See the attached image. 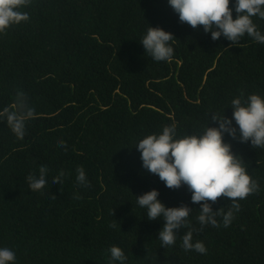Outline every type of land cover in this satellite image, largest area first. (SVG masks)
<instances>
[{
	"label": "trees",
	"instance_id": "16d2710c",
	"mask_svg": "<svg viewBox=\"0 0 264 264\" xmlns=\"http://www.w3.org/2000/svg\"><path fill=\"white\" fill-rule=\"evenodd\" d=\"M21 10L28 20L0 33V111L18 91L35 110L22 139L0 118V246L14 250L15 264H110L112 245L127 264H264V148L224 137L258 184L225 228L220 216V227H201L187 186L165 187L134 147L170 124L178 137L202 131L210 111L231 118L241 93L264 96V44L247 35L213 41L167 0H31ZM253 21L264 33V20ZM147 25L172 34L171 60L145 53ZM41 164L49 183L32 191L25 177ZM78 167L87 187L76 182ZM61 171L63 183L51 184ZM152 189L166 207L193 209V241L205 254L181 247L186 229L161 248L163 222L148 221L135 198ZM209 203L230 207L224 197Z\"/></svg>",
	"mask_w": 264,
	"mask_h": 264
},
{
	"label": "clouds",
	"instance_id": "9594fccd",
	"mask_svg": "<svg viewBox=\"0 0 264 264\" xmlns=\"http://www.w3.org/2000/svg\"><path fill=\"white\" fill-rule=\"evenodd\" d=\"M31 0H0V33L12 25L28 20L26 8ZM167 0L168 6L177 14L181 23H187L193 29L202 26L205 34L215 41L220 37L236 44L247 35L257 43L264 44L262 33L253 17L264 20V0ZM235 12V19H233ZM175 40L171 33L159 27L147 25L140 45L154 61H169L173 57V47L169 43ZM231 118L222 113L210 111V119L202 131L195 134L177 136L175 124L164 126L160 132L144 136L135 143L139 153L141 168L156 175L164 186L178 189L187 186L190 203L199 204L196 217L201 227L210 225L220 227L217 217H221L222 226L227 228L234 213L240 210L238 200L258 191V184L247 173L246 165L231 150V144L225 142L227 136L240 143L248 142L253 148H264V96L243 93L230 102ZM35 115L34 108L27 103L23 92H17L11 108L0 111V118L6 121L17 139L25 135L26 123ZM208 117V114H207ZM209 123L215 126H207ZM235 125V126H234ZM64 147V141H59ZM48 168L41 164L38 174L30 173L25 177L32 191L42 189L49 183ZM76 182L87 187L88 181L83 168L76 169ZM64 172L52 177L51 184H62ZM158 191L149 190L136 198V204L146 210L147 220H161L162 226L156 233L161 248L175 244L177 232L186 229L181 239L185 251L205 254L207 249L202 240L193 241L194 229L189 216L193 209L181 203L178 207H166L158 200ZM218 197L227 198L230 207L213 211L211 203ZM55 198V196H52ZM110 264H127L123 250L112 245L107 249ZM16 254L7 246H0V264H15Z\"/></svg>",
	"mask_w": 264,
	"mask_h": 264
}]
</instances>
